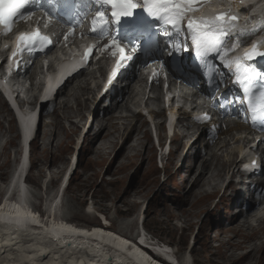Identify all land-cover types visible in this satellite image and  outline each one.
<instances>
[{
  "label": "rangeland",
  "instance_id": "1",
  "mask_svg": "<svg viewBox=\"0 0 264 264\" xmlns=\"http://www.w3.org/2000/svg\"><path fill=\"white\" fill-rule=\"evenodd\" d=\"M89 98V96L86 97L82 95L78 98H74V100L71 99V110L62 109L60 113L56 112L54 114L58 115V117L60 115L58 119L61 124L60 126L58 124L56 127L58 129L55 128L54 131L49 132V134L53 133L50 142L44 138L49 134H45L43 131L45 130L46 125L54 122L53 118L42 121L40 124L38 130V132L40 131V134H38V137H36L32 145V147L34 146L33 151L31 152L32 170L28 177V189L30 190L28 191L29 194L32 195V198H34L33 193L38 197L41 196L42 201L45 199L49 201L50 198L54 196L52 194L49 196L48 194H46V196L44 195L45 190L49 193L51 189H54L55 186H57V182H52L50 185L49 178L56 175L58 177L55 176L54 178L58 179L60 174H63L61 172L69 165L70 157H73L76 154V141L78 133L80 132L77 127H74L75 124H72L67 119L74 120L82 127L85 121H82L83 116L81 113H83V111L81 110L89 107V110L84 111L87 117L89 116L88 111L90 112L92 110V104L90 103ZM133 104L135 106V103ZM128 116H132L133 119L137 120V117L135 118L133 115ZM87 117L84 120H86ZM96 117H98L97 113ZM129 120L130 122L126 121L127 123L124 122L125 120H106L104 123L105 129L102 134H107L108 131H110L113 133V137L106 143L101 139V144L96 147L97 142L94 143L92 141L95 131L93 135L89 137L88 143L86 144L93 146V151H90L89 153L86 146L84 152L78 154L76 174L72 177L70 188L62 199L63 207L61 209V214L65 218V221L70 223L74 222L73 224L85 228H90L93 225L102 226L116 233H122L120 235H124L125 237L128 235L130 236V239H133L134 234L137 231L135 230V227L139 205L147 202L148 207L144 214L143 222L144 228L157 238L159 242L162 244L168 243L173 250H177L178 254L176 258L179 255L183 256L188 251L191 264H264L263 212L257 217L258 221H254L255 219L253 221H247L249 224L248 229L243 231L242 234H234V236L239 239L238 241L232 240L224 243L223 239L226 237L227 233L223 235L221 232L217 231L214 234V242L212 244L210 242V231L208 234L204 232V230L201 231L203 221L206 220L205 214H202V212L208 209L205 203L211 202V204H214L218 199L223 198V201H219L220 203H218V211L223 207L225 208V205L228 204V202H225L228 201V199H226L228 196H220L224 181L228 178V174L225 172L221 178L218 173L222 169V164H225L224 161L229 162L232 159H235L234 154H237L239 151L238 145L234 144L232 146L233 142H230L228 143L229 147L227 152L215 151L219 160L213 159L215 166H212L210 169H215L217 171L211 175V187L207 186L203 189V191H206L207 194L211 195L207 196L203 201H192L191 192L197 193L198 191H191V184L194 185L196 183L195 179L197 178V174L200 172L205 161L208 159V162L210 163V157L207 155V151L206 154L205 152L203 153L202 158L196 160H194V158L192 159V156L185 157L178 171L176 169V162H172L176 158L173 160L170 159L171 161L168 165L169 171L164 175V172L161 171V164L156 158V154H154V147H152L149 139V145L147 146V142H145L144 138L136 140L134 143H131V141L127 139V126L129 125L130 128L136 126V124H132V119L129 118ZM115 122L117 123V129L116 127L112 128V125H114ZM97 125L98 124L96 123L93 129L98 131L99 129ZM6 130L7 133L5 132ZM58 130L61 131V134ZM117 130H119L120 133H117ZM144 130L145 128H142L140 124L136 135L142 133L141 137L146 136ZM75 131L77 132L76 134ZM55 134L56 138H54ZM1 137L0 144L6 139L11 141L7 142V145L4 144V148L3 145L0 146V195L2 193V184L7 183L6 181L9 180L10 173L13 169L14 158L12 156L10 162L9 156L10 151L15 149L17 142L14 120L11 118L8 111L5 110V105L2 103L0 104V138ZM192 138L193 137L190 139ZM51 141H53L52 144ZM82 146L84 147L85 145ZM196 147L197 145L193 151H191L192 147L189 149H191V152H196ZM199 148H201V151H204L202 146H199ZM18 149L16 148L15 150L17 151ZM229 165L230 164L227 163V166ZM158 166L161 170H159ZM162 166L165 167L164 163ZM233 167L234 166H232V168ZM46 168H50V171H54L56 174L51 176L47 171L50 176L47 178L44 176V173L47 170ZM41 169H45V172H41ZM189 169L190 173L188 174L190 175V178L186 179L185 173H187ZM57 171L60 173L57 174ZM175 172L181 173L176 176L174 174ZM213 177L216 178L214 179ZM189 185H191L190 191ZM212 185L218 186L217 194L212 192ZM175 190H177V192L173 195L172 193ZM227 193L228 191L226 189L225 194ZM171 194L173 198L170 197ZM263 200L264 198L262 201ZM36 202H38L37 199ZM180 203L184 204L181 208L179 206ZM197 204H201V209L197 208ZM42 205L43 203L40 207L39 201L38 205L35 204L33 206L39 213H41L42 210L44 215V207H42ZM259 206L261 209L259 211L258 209L255 210L256 214L263 211L264 203ZM100 213H103L106 219L101 216ZM189 213L191 215H198V217L188 222L183 221L190 219ZM201 219H203V221H201ZM196 228L198 231L194 237V245L191 248H188L187 237ZM225 232L227 231L225 230ZM143 233L148 241L157 244V242L149 237L146 232L143 231ZM217 233H219V237H217ZM229 235L231 234L229 233ZM215 242L217 244L216 246H214ZM240 242H245V244L241 243L243 244V247L241 246V248L238 245ZM228 244H235L233 247L235 246L234 248L236 249H230L229 252H227ZM242 255L243 257H241Z\"/></svg>",
  "mask_w": 264,
  "mask_h": 264
},
{
  "label": "snow or ice",
  "instance_id": "2",
  "mask_svg": "<svg viewBox=\"0 0 264 264\" xmlns=\"http://www.w3.org/2000/svg\"><path fill=\"white\" fill-rule=\"evenodd\" d=\"M221 6L222 0H217L215 4L212 0H0V27L3 35L7 36L14 23L30 19L36 11L42 12L49 22L57 20L63 23L59 17L64 16L76 22L68 25L69 31L64 34V40L67 41L76 25L81 22L82 16L92 15L90 38L97 42L107 39L108 43L100 51L111 48L113 56L119 55L108 76L109 85L121 69L126 67V62L133 60L132 56L125 54V47L130 41H135L136 44L132 47L133 53L140 51L152 63H161L163 67V61L159 57L164 52L169 56L175 55L181 43L177 41L173 45V36L184 34L185 39L190 38L196 57L204 64L210 58H216L225 68L235 65V82L244 91L243 101L247 110L254 119L261 121V130H264V73L256 72L251 64L257 58H264V50L254 42L243 56L233 58L229 55L241 46L237 36L244 32L240 30L237 33L239 16L228 9L217 11ZM102 9L110 10V15ZM197 12H201V15L196 16ZM44 26L47 28L49 25L45 23ZM157 36L167 39L159 42ZM229 38H233L231 46ZM53 43L52 38L43 34L39 28L31 33L21 32L15 38V48L8 57L9 64L15 58L18 69L26 54L31 57L37 52H46ZM95 49V44L86 47L82 57L83 64H88ZM188 50L185 46L184 51ZM143 66H150L147 60L143 62ZM155 75L154 73L153 76ZM149 81H152V77H149ZM204 119L208 120L210 117L205 114ZM28 128L29 124L26 122V131ZM0 222L26 228L38 223V220L30 212H22L16 208L14 213L0 212ZM46 231L60 236L63 232L76 230L65 225H54Z\"/></svg>",
  "mask_w": 264,
  "mask_h": 264
},
{
  "label": "bare ground",
  "instance_id": "3",
  "mask_svg": "<svg viewBox=\"0 0 264 264\" xmlns=\"http://www.w3.org/2000/svg\"><path fill=\"white\" fill-rule=\"evenodd\" d=\"M245 2H247V4L249 3L259 7L256 0H245ZM227 6H228V0H222V6L217 10H221V9L225 10ZM202 11H206V10H202ZM245 24L246 22L244 21L242 23V27H245ZM236 56L238 55H234V57ZM92 77H95V75H92ZM145 79H146V75L144 73H140L139 76L136 75L132 79L131 85L134 84V86H137L138 83L143 82ZM35 84L36 83H34V85ZM83 86L86 89H81L79 90V92L85 93L88 91L87 87L89 86V84H85ZM27 89L29 90V87H27ZM129 89L130 88L127 87L126 89L123 90L121 99L122 101L124 100V94H125V97L130 98V103H131L133 98H132V92ZM73 92L74 89H71L70 93L65 89L61 90V92L58 94V100H59V96H65L67 100L74 99L75 97L74 94H72ZM23 93L28 94V91L25 89ZM63 108L70 110L69 102H66ZM115 108L116 106L111 107L110 109L107 110L108 111L107 113L114 111ZM86 109H88V107H86ZM121 109L128 110V107L126 105H123ZM59 117L58 115L52 116L54 122L46 125L45 130L43 131L45 132V134H49L50 131H54L55 128L58 126V124L60 126L61 123L58 119ZM83 117L85 118L84 114ZM137 118H139V116ZM18 119L19 121H22L21 115H18ZM118 120H125L127 122H130L129 118L126 119L115 118V121ZM102 122L103 120L97 119L98 129ZM116 124L117 123L115 122L114 125H112V128L116 127L117 129ZM23 126H25V124H23ZM135 127L130 128V126L128 125L126 128L127 131H130L131 137L134 135ZM230 128L231 130L236 129L237 131L245 130V128L242 127L241 125H230ZM58 132L61 134L60 130H58ZM108 133H109V138L105 139L104 143H106L113 137L112 132L108 131ZM117 133H120V131L117 130ZM203 133H204V137L206 138L207 135L205 129ZM52 134L53 133L45 136L44 138L48 142H50V138ZM24 135L26 136V133ZM188 136L191 138V137H195L196 134L193 136L191 135V133H189ZM227 136L231 138L228 137L222 140L221 142L216 143L214 149H212V146H210V142L207 141L206 149L208 150V154L211 156L210 163L208 162V160L205 161V163L201 167L200 172L197 175V178L195 179L196 183L194 185L191 184L192 188L191 185H189V191L190 188L191 191L193 190L198 191L197 193L191 192L192 201L194 200H197V202L203 201L205 200L207 195L209 196L211 195V194H207L206 191H203V189L211 185V181H212L211 175L217 171L215 169H214L215 171L210 169L212 166H215L213 159L219 160V157L215 153V151L227 152L229 147L228 143L233 142L232 143L233 146L238 141L244 138L241 132L239 136L237 135L236 140L232 138V134ZM99 137H100V132L98 138ZM54 138H56V134ZM26 141L27 140H24V143H26ZM52 142L53 141H51V144ZM243 143L244 140H242V144ZM238 149H239L238 151L239 154L242 155L246 153L243 146H238ZM181 151L182 148L178 146L176 148L175 157H177V155ZM234 156L236 158L237 154H234ZM252 159L255 160L256 158L253 157ZM228 163L231 164V168H232L234 162L229 161ZM30 164H31V159H30ZM223 164H222V169L218 173V175L221 178L223 177V174L229 169V166H227V162H225L224 165ZM46 169L49 173L50 168H46ZM26 172H27V161L24 160L21 165L20 164L15 165V168H13L10 173V178L7 181V183L2 184L1 187L2 193L0 195V212L11 211L14 213L16 211V208H19L22 212H30L32 215H34L38 220V223L30 224L26 228H18L14 225H8L4 222H0V264H165V261L171 264H176L178 260H179L178 264H191V259L189 255L184 254L183 256L181 255L179 256V258L178 257L176 258V256L172 254V250H170L168 247L159 246L156 243H151L150 241H148L142 229L137 230L136 233L134 234L133 237L134 242L136 243V240L138 239L139 244L149 246V248L156 254V256L160 259H163L164 261L160 262L158 260L151 259L150 257H148L144 252L140 250L139 247H137V245H135L132 242L133 239H130V236L128 235L127 237H125L124 235H120L122 233L120 234L118 232L116 233L102 226L100 227L93 225L90 228H85L83 226L80 225L78 226L76 224H73L74 222L72 223L66 222L65 218L61 214L62 212L61 209L63 207L62 198L58 194H54V196H52L49 201H47L46 199L43 201V205H42V207H44L43 216H39L38 213L35 214V212L32 211L31 200H28L29 196H31L32 198V195L29 194L30 190L28 189V185L26 184V181L23 182V176ZM41 172H45V169H41ZM261 177L262 178L260 179L259 182L264 184V171L262 172ZM226 183H227V179H225L224 185ZM238 183L239 185L237 187L242 189L243 188L241 185L242 178H240ZM224 185L221 191V195H224L226 193V188H224ZM260 188L263 190V197L256 199L254 201H252L251 197L249 199V202L257 203L258 206L264 203V200L262 201V199L264 198V185H260ZM212 192L216 194L218 193L217 185L212 187ZM200 205L197 204L198 209H201ZM252 205H253L252 203L247 204L246 209L251 208ZM206 206L208 208L209 204ZM215 206L216 204L214 205V207ZM206 211H208V209ZM260 213L258 212L256 216L259 217L258 215ZM197 217L198 215L197 216L195 214L191 215L189 213L190 219L183 221L188 222ZM262 219H264V217ZM254 221H256V219ZM54 225H65L66 227L75 229L76 231L63 232V234L60 236H54L52 235L51 232L46 231V229H49ZM248 226H249L248 222L246 220H243L238 226H236L235 232L237 233L243 232L246 229H248Z\"/></svg>",
  "mask_w": 264,
  "mask_h": 264
}]
</instances>
